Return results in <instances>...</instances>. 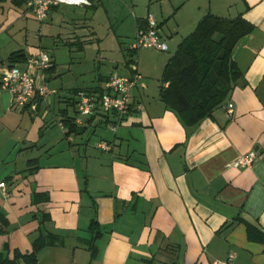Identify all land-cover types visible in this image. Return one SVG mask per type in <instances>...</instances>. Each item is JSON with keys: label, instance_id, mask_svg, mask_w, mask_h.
<instances>
[{"label": "crops", "instance_id": "obj_1", "mask_svg": "<svg viewBox=\"0 0 264 264\" xmlns=\"http://www.w3.org/2000/svg\"><path fill=\"white\" fill-rule=\"evenodd\" d=\"M103 2L60 4L39 21L25 2L0 0V82L12 53L26 54L15 64L25 70L31 56L49 52L29 39L41 36L43 28L56 29L63 7L73 8L78 22ZM171 6L157 16L166 52H173L161 58L162 70L207 14L240 16L253 25L234 48L241 75L228 98L212 117L185 125L160 101L161 77L157 93L150 90L143 52L130 63L129 48L123 72L117 63L98 76L97 85L54 89L31 106H15L0 86V182L8 191L4 196L0 189V214L9 222L0 233V254L27 253L37 237L52 235L56 243L38 252L37 264H212L230 253L234 259L228 264H264V245L247 238L244 223L264 229V0H174ZM146 24V18L136 17L135 31ZM57 34L50 37L61 38L62 32ZM51 56L45 72L49 84L57 76ZM113 72L142 75L146 88L132 90L133 103L142 109L133 107L114 130L113 113L98 112L82 123L74 119L80 132L68 133L62 120L64 114L77 117L73 93L103 89ZM101 143L109 148H100ZM251 151L257 154L251 167H228ZM92 220L100 226L93 256L88 249Z\"/></svg>", "mask_w": 264, "mask_h": 264}, {"label": "trees", "instance_id": "obj_2", "mask_svg": "<svg viewBox=\"0 0 264 264\" xmlns=\"http://www.w3.org/2000/svg\"><path fill=\"white\" fill-rule=\"evenodd\" d=\"M16 2L26 3V0ZM252 30L253 25L240 16L228 19L207 14L194 31L179 43L162 70L159 97L160 101L179 115L185 125L194 126L204 118L212 117L215 109L228 98L241 75L233 60L234 48ZM129 51L132 57L130 63H135L138 50ZM25 58L26 54L21 51L12 53L8 57L9 67L25 61ZM78 91L73 93L74 106ZM96 91L100 93L102 88ZM64 116L62 123L67 132H80L74 123L75 116ZM244 223L247 238L264 245V229L248 221ZM8 225V220L0 214L1 234L6 233ZM99 228L98 221L92 220L89 230L93 237L88 244L92 256L96 251L94 241L100 235ZM57 239L52 235H41L33 241L32 249L27 253L15 249L11 257L0 254V264H37L38 252L47 245L55 244Z\"/></svg>", "mask_w": 264, "mask_h": 264}, {"label": "rangeland", "instance_id": "obj_3", "mask_svg": "<svg viewBox=\"0 0 264 264\" xmlns=\"http://www.w3.org/2000/svg\"><path fill=\"white\" fill-rule=\"evenodd\" d=\"M103 1V4L98 5L96 9L87 10L86 18L78 22L73 20L74 9L63 7L64 19L55 18L56 29L45 32L43 28L41 36L37 35L36 39L34 37L29 39L32 45H43L55 57L57 76H53L50 84L48 83L49 90L63 91L71 88L92 87L99 83L97 80L99 75H106L117 63L119 67L116 69L123 72L124 49L130 47L136 35L135 18L152 16L158 22L162 11L170 9L174 2V0H166L165 3H161L160 0ZM67 9L69 11H66ZM172 22L171 15L170 24ZM58 31L62 32L61 38L53 40L50 36L57 37ZM76 34L80 35V38H77ZM79 39L83 42H78ZM138 52L144 54L145 60L141 66L146 65L144 67L149 73L150 90L157 93L158 81L162 74V59H167L173 52H161L150 48H141ZM136 59L137 64L140 63V54L136 56ZM137 64L132 65L137 66Z\"/></svg>", "mask_w": 264, "mask_h": 264}, {"label": "built area", "instance_id": "obj_4", "mask_svg": "<svg viewBox=\"0 0 264 264\" xmlns=\"http://www.w3.org/2000/svg\"><path fill=\"white\" fill-rule=\"evenodd\" d=\"M25 4L39 21H43L54 6L60 4L90 6L91 0H26ZM146 23L145 27L137 28L135 38L129 49L150 48L161 52L167 51L168 45L160 33L158 23L152 16L146 18ZM52 64L51 54L41 50L37 55L28 59L27 69L22 70L17 66L6 68L2 73L0 86L11 94L13 104L17 107L31 106L36 100L45 101L50 94L55 93V91L49 90L45 75L46 70ZM39 71L40 74H38ZM136 86L146 88L142 75L137 73L133 76H124L118 72H113L100 93L98 91L79 90L75 94L77 99L76 123H82L84 117L92 116L98 112L113 113L116 115L117 121L110 128L114 130L133 107L137 110L142 109L141 104H135L132 101V90ZM227 112L228 114L233 112L232 103L228 104ZM98 146L105 150L109 148L106 143L98 144ZM256 158V152L251 151L231 161L228 167H251ZM0 189L4 196L8 195L5 182H0ZM233 259L234 253H230L226 260H214L212 264H228Z\"/></svg>", "mask_w": 264, "mask_h": 264}]
</instances>
